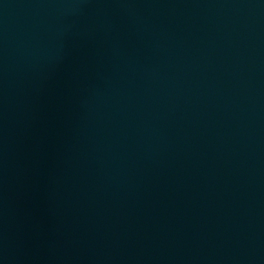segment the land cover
Here are the masks:
<instances>
[{
    "label": "water",
    "instance_id": "water-1",
    "mask_svg": "<svg viewBox=\"0 0 264 264\" xmlns=\"http://www.w3.org/2000/svg\"><path fill=\"white\" fill-rule=\"evenodd\" d=\"M0 264H264V0H0Z\"/></svg>",
    "mask_w": 264,
    "mask_h": 264
}]
</instances>
